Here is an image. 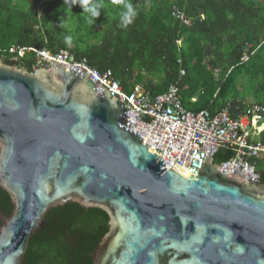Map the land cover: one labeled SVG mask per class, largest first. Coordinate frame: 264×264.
Masks as SVG:
<instances>
[{
    "label": "water",
    "instance_id": "95a60500",
    "mask_svg": "<svg viewBox=\"0 0 264 264\" xmlns=\"http://www.w3.org/2000/svg\"><path fill=\"white\" fill-rule=\"evenodd\" d=\"M55 62L33 73L0 58V187L13 205L0 264H23L44 217L71 202L109 217L93 264H264L263 183L211 158L196 176L164 168L125 100Z\"/></svg>",
    "mask_w": 264,
    "mask_h": 264
},
{
    "label": "trees",
    "instance_id": "16d2710c",
    "mask_svg": "<svg viewBox=\"0 0 264 264\" xmlns=\"http://www.w3.org/2000/svg\"><path fill=\"white\" fill-rule=\"evenodd\" d=\"M130 2L137 15L123 28V9L112 0H103L93 24L79 4L64 0H0V58L31 72L30 54L14 62L7 49H67L100 71L111 70L126 91L140 85L157 95L178 84L182 104L194 112L215 113L230 103L264 105V0ZM176 9L189 23L173 14ZM68 35L71 47L64 43ZM245 43L258 49L242 61ZM258 138L264 144V131ZM231 155L221 149L213 161L220 164ZM258 171L264 184V161ZM12 209L0 187V211L9 216ZM107 216L74 202L52 208L30 236L23 264H93L109 229Z\"/></svg>",
    "mask_w": 264,
    "mask_h": 264
},
{
    "label": "built area",
    "instance_id": "2783aa9c",
    "mask_svg": "<svg viewBox=\"0 0 264 264\" xmlns=\"http://www.w3.org/2000/svg\"><path fill=\"white\" fill-rule=\"evenodd\" d=\"M173 14L189 23L178 9ZM257 49L252 43H245L242 61H247ZM7 50L10 60L19 61L30 54L33 73L40 69L53 70L55 61L67 67V72L77 68L84 75L91 73L88 76L91 82L103 86L111 97L125 100V106L133 108L139 117L132 119L134 130L145 138L144 145L162 158L164 168L184 177L196 176L203 160H214L225 149L232 155L220 164L215 163L220 166V173L229 177L239 175L260 184L258 165L264 161V144L258 137L264 131V105L230 103L215 113L209 109L194 112L182 104L178 84H171L157 95L140 85L126 91L111 70L100 71L87 58L78 59L67 49L53 52L45 48L11 47Z\"/></svg>",
    "mask_w": 264,
    "mask_h": 264
},
{
    "label": "clouds",
    "instance_id": "9594fccd",
    "mask_svg": "<svg viewBox=\"0 0 264 264\" xmlns=\"http://www.w3.org/2000/svg\"><path fill=\"white\" fill-rule=\"evenodd\" d=\"M71 3L72 5L79 4L83 9V13L86 14V22L93 24L100 17V10L104 7L103 0H64L65 4ZM113 4L119 5L123 11L120 17V26L126 28L130 25L137 15V11L130 0H112ZM64 43L68 46H72V36L68 35L64 37Z\"/></svg>",
    "mask_w": 264,
    "mask_h": 264
},
{
    "label": "flooded vegetation",
    "instance_id": "af4514ba",
    "mask_svg": "<svg viewBox=\"0 0 264 264\" xmlns=\"http://www.w3.org/2000/svg\"><path fill=\"white\" fill-rule=\"evenodd\" d=\"M3 218H5V215L0 211V219H2V223H3V221H4ZM1 225H2V224H1Z\"/></svg>",
    "mask_w": 264,
    "mask_h": 264
},
{
    "label": "crops",
    "instance_id": "0c3cea01",
    "mask_svg": "<svg viewBox=\"0 0 264 264\" xmlns=\"http://www.w3.org/2000/svg\"><path fill=\"white\" fill-rule=\"evenodd\" d=\"M196 101V100H195Z\"/></svg>",
    "mask_w": 264,
    "mask_h": 264
}]
</instances>
